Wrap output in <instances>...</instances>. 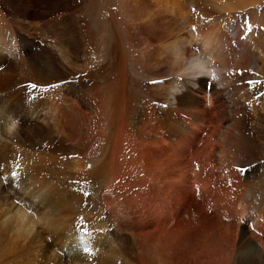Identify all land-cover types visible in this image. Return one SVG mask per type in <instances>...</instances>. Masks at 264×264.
<instances>
[{"label": "bare ground", "instance_id": "obj_1", "mask_svg": "<svg viewBox=\"0 0 264 264\" xmlns=\"http://www.w3.org/2000/svg\"><path fill=\"white\" fill-rule=\"evenodd\" d=\"M174 1L118 0L124 33L108 23L97 61L91 56L97 37L69 0H0V236L32 250L37 264H264V32L251 27L250 54L235 60L234 43L227 47L221 27L193 36L194 42L160 22L161 9L180 13ZM228 1L242 8L255 0ZM120 37L133 54L131 65ZM151 50L158 58L148 71ZM137 54L144 64L136 71L147 80L134 91ZM213 61L230 72L218 79ZM186 64L190 78L173 75ZM163 67L166 74L158 72ZM69 76L70 84L43 92L48 82ZM104 83L110 85L104 105L110 117L106 128L94 129L103 149L91 162L76 154L83 141H71V117L80 112L71 98ZM137 95L145 100L132 125L127 111ZM14 156L19 163L8 167ZM191 173L193 195L201 197L182 200L180 209L189 204L193 211L177 225L174 212L164 213L166 199L170 191L182 195ZM103 180L109 188L101 202ZM139 183L144 186L135 189ZM144 188L155 205L148 239L134 224H111ZM77 190L91 192L90 207ZM76 217L91 233L75 227ZM107 239L104 257L100 245ZM139 241L142 252L153 247L163 257L146 262L135 250Z\"/></svg>", "mask_w": 264, "mask_h": 264}, {"label": "rangeland", "instance_id": "obj_2", "mask_svg": "<svg viewBox=\"0 0 264 264\" xmlns=\"http://www.w3.org/2000/svg\"><path fill=\"white\" fill-rule=\"evenodd\" d=\"M120 1H122L123 5H124V0H120ZM174 2H175L174 3L175 7H178V8L182 7L180 9L181 10L180 13H178V12L176 13V10L173 13L169 12V11L166 12V10H168L167 8H166V10L161 9L162 11L158 12L159 16L157 15L160 19H162V21H160V22H164L165 24L169 23L168 24L169 27L170 28L172 27L171 29L174 28L173 29L175 31L174 33H176V31H177L184 38L192 39V40H194V42H196L197 40L193 39V36L198 37V35H201L204 33H212L214 31H216L218 27H221V30L224 31L228 37V38H226L225 35H223V38H222L224 42L226 41L229 43L227 47H229L230 44L234 43L235 50H236V59L235 60H237L238 57L241 56V53L244 51H245V54H250V50H251L250 48L251 47H249L250 45L248 44L247 37H249V38L253 37V34H249V32H251V29H252L251 27L258 26V28L260 29V32H264V0L252 1L248 5H246L245 7H242V8H233V6L230 4V2L228 0H175ZM69 3L72 6V9H73L72 12H74L77 16H81V18H79V19H81L82 21L85 20L84 23H82V24L88 25L90 30L94 31L93 35L97 37V41H96L97 51L94 54L90 51V54L92 53V55H91L92 58L94 59L96 57L97 61H98L99 60L98 58H101L105 53V42H103L101 38H102V36L106 35L108 23L112 22L115 28L120 27L119 29L121 30L122 34L124 33V30H123L124 22H123L121 16L119 15V8H117L118 7L117 6L118 0H69ZM148 10H149V8H148ZM156 10L158 11V9H156ZM164 11H165V14H164ZM114 16L118 17V18L116 20H114L113 19ZM164 18H166V19H164ZM260 19H262L263 21ZM166 20L168 22H166ZM220 21H221V23H220ZM78 27L80 28L81 24H78ZM120 39L123 42L122 45L124 46V52L127 53V56L129 59V65H131L130 63H132L131 58H132L133 54L131 55L128 48H127L128 43H125L122 37H120ZM81 40L84 41L83 38H81ZM232 41H233V43H231ZM84 46H86L87 48ZM227 47H226V49L224 47V49L226 51L229 50V49H227ZM83 48H85V51H88L87 45L84 44ZM98 48H100V50H98ZM137 56H138L137 58L135 57V62L137 63V66H135V63L133 64V70H135L133 73V79H136V78H138V79H137V81H135V80L132 81L130 84V87H129V89L133 88L132 90H134V91L140 89V87L142 86V83L140 81H142L144 83L147 80L144 77L138 76L139 71H136V69H138V70L140 69L142 64H144V59L139 54H137ZM157 58H158V53H156L155 50H151L150 55H149V59H151L153 61L147 66L148 71H149V66L151 64L155 63ZM142 59H143V61H142ZM138 62H139V64H138ZM213 63L215 64V67H217L215 69V71H216V73H218L217 75H219L218 79H222L221 78L222 75L225 76L226 74H228L230 72L229 69L222 67L217 62L213 61ZM186 68H187V64H186L185 68L181 71L179 70L178 72H176L177 70H173L174 71L173 75L179 76V77L182 76V78H184V77L190 78V76L187 75L188 70ZM247 68H248V70L253 71L254 70L253 62H249L247 65ZM158 72L159 73H165V74L167 73L165 67L161 68V70H159ZM146 75L148 77V73H146ZM167 77L168 76H164L163 77L164 80H166ZM69 78H71V76L68 77V80L67 79H63V81L60 80L59 83H58V80L52 81L51 83L53 86L50 84V82H48L49 85H48V83L46 84L48 86L45 87L43 92H47L50 90L52 92L51 94H53L54 91H56L55 88H58V89H59V87L61 88L62 84H63V86L65 85V82H66V84H68V83L70 84L73 77L70 80H69ZM143 78H144V80H142ZM158 82H160V81H158ZM213 82L216 83L217 81H214V79H213ZM146 83L149 84V81H147ZM138 84H140L141 86ZM52 88H53V90H51ZM99 88L97 87L96 89H93L89 86V88H87L88 92H86L84 95L79 96V97H78V95H74L75 98L74 97L71 98V100L73 102H76V104L79 106L78 108L80 109V112L79 113L78 112L73 113V115L71 117L70 126L68 125L69 129L72 130L71 133H72L73 139L71 138L72 139L71 141L73 143L75 142L74 144L78 143L79 139H81L83 141V144L81 145V152L76 153V154H79L80 157H83V158H85L91 162H93L95 159H97L99 153L103 149L101 146V145H103L101 143L102 140L96 139L97 134L95 133L94 129L98 128L100 124H103V126L106 128V126H107V120L106 119H109V117H110V110L105 108V106H104L108 102L107 98H108L109 91H110V85L104 83V84L100 85ZM76 96H77V98H76ZM97 98H99V99H97ZM140 98H141V96H138V95H137V97L133 96L131 101H129L130 107H129V110L127 111V113H128V117L130 118L129 120H132V122H131L132 125L135 124L136 114L138 113V111L140 110V107H141L140 104H142V102L145 100V99L140 100ZM74 99H76V100H74ZM136 100H138V102ZM97 102H99V103H97ZM98 104L101 106H99ZM94 105H97L98 108ZM94 110L96 112L97 111L98 112L95 113ZM132 112H133V114H132ZM81 113H82V116L80 115ZM85 113H86V116H85ZM83 115H84V117H83ZM99 116H101L100 120L98 118ZM130 116H132V117H130ZM104 117H106V118H104ZM87 119H89L90 121H87ZM93 138H95V139H93ZM226 138H227V140H230L229 135H227ZM92 139L96 140V141L93 142ZM81 140H79V141H81ZM227 142H229V141H227ZM76 154H72V155H74L73 156L74 158L77 157ZM72 155L70 154L71 157H72ZM68 157H69V155H68ZM18 163L19 162H18L17 156H14L11 158V160L8 162L7 165H9L8 167H14ZM0 168H2V167H0ZM73 171H75V170H73ZM124 173L125 172L121 173V174H123V176L121 175L122 177H126V173H125V175H124ZM122 177H120V180H123ZM189 178H190V182H188V184L186 186H182V188H181L182 189V195L177 194L178 192L174 193L176 191H174V192L170 191L171 195H169L168 198L166 199V204H165L166 207L164 209V213H166L168 211L172 214L174 212V216H173L174 218L172 219L171 223L174 222L177 225H178V223H182L183 218H187V215L188 214L191 215V213L193 211V206H189V204L186 205L185 209L184 208L180 209V205H182L180 203H182V200L194 199L196 202V201H199L200 200L199 198L201 197V195H195V194L193 195L192 186H191L193 173L189 174ZM104 181L105 180H103V182L101 184V186H103V187L98 193L99 199H101V202H103L104 195H105L107 189L109 188L107 186V184H108L107 181H105L106 183ZM194 184L197 185L196 183H194ZM137 186L143 187L144 185L141 183L136 184L135 189L138 188ZM198 187H199L198 194H200L201 187L200 186H198ZM145 191L146 190L144 188L138 194H132L131 198L129 199L128 205L126 204V206H125L127 209L124 207L123 210H120L119 212H117L116 215L112 216L111 217L112 218L111 224H117L116 226H119L120 223L123 224L125 222L130 223L131 225L134 224L133 225L134 228L136 226V228H135L136 233L138 235H142V236L144 233H146L144 236L148 239L150 232H151V230H149V229H151V227L149 226V221H151V216L153 214L152 211H154L152 209L153 208L155 209V207H154L155 205L151 200L153 196L149 194V193L153 192V187H152L150 182H149V193L145 192ZM77 192H79L80 194H84V198L87 197L88 199H89V196L91 194V192L89 190H85L84 192L77 190ZM135 193H137V192H135ZM93 201H94V199L91 196L88 204H86L87 202H85L84 205H87V207L88 206L90 207L92 205ZM139 201H141V204L139 203ZM126 202H127V200H126ZM176 202H178V204H176ZM120 203H124V202L121 200ZM201 205H203V203ZM157 207L160 208V210H161L162 205L157 206ZM99 208H100L99 206H96L94 209H99ZM177 208H179V209H177ZM144 211H146V212H144ZM185 211H188V212H185ZM136 212H140V213H136ZM131 213L133 214V216ZM75 215H76V213H73L71 215V217H74ZM138 215H139V217H138ZM225 215H227V213ZM225 215L222 217V220H224L225 222L232 220L231 217L225 216ZM119 216H122L123 219L121 220V218ZM227 217L230 219H227ZM77 218L78 217H76L74 219L76 220ZM74 219H73V222L75 223L76 228L78 227V228L83 229L86 227L82 231H84V233H86L88 231L90 232V229L87 227L85 220L84 221L82 220V222H79L81 219L78 218L77 219L78 221L77 220L75 221ZM176 219H178V220H176ZM102 220L103 219H101V221ZM176 221H178V222H176ZM135 222H137V223H135ZM140 222H142V224ZM144 224H147V226L144 227ZM79 226H83V227H79ZM94 227L95 226L93 225L92 228H94ZM47 240H49V239L47 238ZM106 241H107V243H106ZM106 241L104 242L105 245H102V246L100 245L101 250H102L101 252L105 253L104 257H106V255L108 254V249H109V245H110L108 243L109 239H107ZM140 243L141 242L139 241V243L135 244V250H136L138 256L142 254L144 258L146 257V262L149 263V261L150 262L152 261V263H154V262L156 263L157 260H160V258L163 257L162 256L163 254H161V253H159L161 256L157 257L159 254L157 253L158 255H155V252L154 251L152 252L153 247H149L148 251L146 250L147 253L144 249H143L144 251L142 252L140 247H142L143 245H142V243L140 245ZM132 244H133V241H132ZM113 248H115L118 252H120V250L116 244H113ZM28 250H29V252H28ZM30 251H31V255H30ZM62 252H64V251H62ZM32 255H33V257H32ZM35 259H37V257H35V254L32 250H30L28 248H21L19 246V244H17L15 241H13V244H11V243L6 244L3 237L0 236V263L1 264H35V263L37 264V261L40 259H37V260H35ZM147 260H149V261H147ZM173 260L176 261L175 259H173ZM142 262L145 264L144 260ZM169 264H174V263L172 261H169Z\"/></svg>", "mask_w": 264, "mask_h": 264}, {"label": "snow or ice", "instance_id": "obj_3", "mask_svg": "<svg viewBox=\"0 0 264 264\" xmlns=\"http://www.w3.org/2000/svg\"><path fill=\"white\" fill-rule=\"evenodd\" d=\"M213 78L215 79V77L213 76ZM250 84L252 83V82H249ZM32 87L33 88H35L36 87V85H32ZM13 175H15V174H13Z\"/></svg>", "mask_w": 264, "mask_h": 264}]
</instances>
